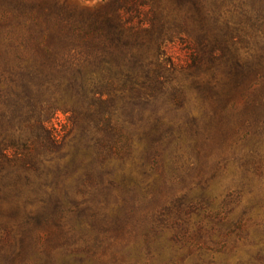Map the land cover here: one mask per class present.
<instances>
[{
  "label": "trees",
  "instance_id": "1",
  "mask_svg": "<svg viewBox=\"0 0 264 264\" xmlns=\"http://www.w3.org/2000/svg\"><path fill=\"white\" fill-rule=\"evenodd\" d=\"M101 1L77 15L61 0H0V264H177L139 248L103 255L110 236L78 196L129 191L136 150L144 175L150 162L171 170L161 129L193 86L203 111L244 142L234 153L253 166L264 158V0H171L173 11L163 0ZM177 40L191 46L187 67L167 53ZM208 51L228 73L202 82L193 69ZM59 112L63 130L53 127ZM143 119L136 141L128 127ZM24 191L27 202L2 220V201ZM202 191L178 195L165 214L180 217Z\"/></svg>",
  "mask_w": 264,
  "mask_h": 264
},
{
  "label": "rangeland",
  "instance_id": "2",
  "mask_svg": "<svg viewBox=\"0 0 264 264\" xmlns=\"http://www.w3.org/2000/svg\"><path fill=\"white\" fill-rule=\"evenodd\" d=\"M163 1L167 10L173 11L171 0ZM61 2L77 15L88 10L94 12L102 4L101 0ZM186 36L197 45L192 31ZM190 47L178 40L166 45L168 55L184 67L191 62ZM193 71L202 82L217 81L228 73L224 60L211 52L203 57L200 68ZM188 96L190 101L185 107L167 110L168 124L161 129L163 154L169 155L166 162L175 161L171 170L163 168L164 163L151 168L150 162L144 175L137 167L141 150H136L135 157L127 162L128 168L133 169L131 176L136 179L129 191L120 187L78 196L82 208L90 207L86 210L90 223L101 225L110 236L100 251L108 256L116 250L127 253L139 248L144 254L162 255L166 262L173 258L177 264H264V158L258 157L261 165L253 166L246 162L247 157L237 156L233 147H241L244 142H238L242 141L239 135L228 132V119L212 117L211 110L205 113L204 107L210 109V105L199 98L194 86ZM125 119L132 121L131 117ZM66 122L67 115L59 112L53 119V127L63 130ZM137 122L128 129L136 141H144L148 133L146 120ZM245 149L242 148L243 153L249 155ZM7 151L13 156L12 149ZM181 179L184 182L180 185L171 183ZM202 189H205L203 197L194 198L197 203L186 201V210L180 217L165 214L178 195L199 194ZM20 196L2 201V220H10L14 204L23 206L27 202L25 191ZM3 229L0 228V235ZM144 239L148 241L146 244Z\"/></svg>",
  "mask_w": 264,
  "mask_h": 264
}]
</instances>
